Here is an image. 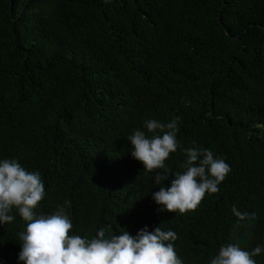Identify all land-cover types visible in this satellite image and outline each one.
I'll list each match as a JSON object with an SVG mask.
<instances>
[{
    "label": "trees",
    "instance_id": "trees-1",
    "mask_svg": "<svg viewBox=\"0 0 264 264\" xmlns=\"http://www.w3.org/2000/svg\"><path fill=\"white\" fill-rule=\"evenodd\" d=\"M223 1L0 0V161L40 174L37 216L63 207L69 235L88 240L160 226L183 264H211L229 244L264 248V0ZM152 119L177 123L172 174L188 148L231 168L195 210L161 211L153 193L174 175L157 184L163 169L131 155L128 136L154 135ZM233 205L257 219L239 221ZM10 214L0 264H24L27 222Z\"/></svg>",
    "mask_w": 264,
    "mask_h": 264
},
{
    "label": "clouds",
    "instance_id": "clouds-1",
    "mask_svg": "<svg viewBox=\"0 0 264 264\" xmlns=\"http://www.w3.org/2000/svg\"><path fill=\"white\" fill-rule=\"evenodd\" d=\"M144 128L154 135L134 130L127 138L132 145V157L148 172L163 169L155 175L157 184L174 175L170 187H160L153 193L154 201L162 206L161 211L185 214L195 210L206 193L219 191L218 186L231 171L223 158H215L210 149L188 148L182 165L185 170L172 174L165 161L179 147L176 121L163 124L146 120ZM157 130L159 134H155ZM44 195L38 172L27 171L14 159L0 161V224L13 222L14 216L10 214L13 207L27 222L26 231L18 234L22 246L19 259L24 264H183L170 242L177 239L172 230L157 226L149 231L145 227L133 236L121 229L118 235L109 237L102 228L91 240L70 236L73 225L63 207L50 215H36L34 210ZM231 210L239 221L257 219L255 213H241L235 205ZM262 251L264 248L259 245L247 251L239 243L229 244L220 249L211 264H256L253 257Z\"/></svg>",
    "mask_w": 264,
    "mask_h": 264
},
{
    "label": "water",
    "instance_id": "water-1",
    "mask_svg": "<svg viewBox=\"0 0 264 264\" xmlns=\"http://www.w3.org/2000/svg\"><path fill=\"white\" fill-rule=\"evenodd\" d=\"M105 2H112L113 0H103ZM10 7H11V3H9ZM222 6H224V1L222 0Z\"/></svg>",
    "mask_w": 264,
    "mask_h": 264
}]
</instances>
